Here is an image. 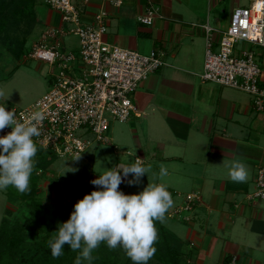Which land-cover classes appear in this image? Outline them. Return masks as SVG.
<instances>
[{
  "label": "crops",
  "instance_id": "0c3cea01",
  "mask_svg": "<svg viewBox=\"0 0 264 264\" xmlns=\"http://www.w3.org/2000/svg\"><path fill=\"white\" fill-rule=\"evenodd\" d=\"M150 4L158 6L163 17L147 26L137 17ZM242 4V0H126L120 8L101 2L87 7L88 21L101 7L108 12L109 43L165 54V66L132 94L141 115H132L124 124L138 151L136 158L148 170L141 191L151 184L183 196L202 193L203 205L190 222L171 219L168 212L165 216L170 229L186 242L191 264H213L212 254L218 251L217 264L233 256L238 257L236 264H264V205L246 199L264 164V110L255 107L252 95L201 78L204 25L226 30ZM49 24L61 25V15L53 11ZM236 158L249 170L244 183L227 177L225 163ZM161 169L167 175L162 176ZM153 173L156 177L151 178ZM173 201L179 205L183 197ZM212 234L223 241L209 239L206 244Z\"/></svg>",
  "mask_w": 264,
  "mask_h": 264
},
{
  "label": "built area",
  "instance_id": "2783aa9c",
  "mask_svg": "<svg viewBox=\"0 0 264 264\" xmlns=\"http://www.w3.org/2000/svg\"><path fill=\"white\" fill-rule=\"evenodd\" d=\"M125 1L46 0L61 15L62 24L48 25L26 57L57 65L58 72L51 89L35 103L7 110L15 113L18 123L26 125L33 123V113L41 112L44 118L37 125L41 135L33 139L58 157H81L91 144L88 133H93L97 142L113 143L109 136L112 122L125 123L132 115H141L132 94L166 64L162 51L145 54L109 43L105 8L101 7L91 21L86 20L87 7L93 2L120 8ZM249 1L248 6L235 9L226 30L204 25L206 52L201 78L252 95L255 107L264 110V69L255 51L256 47L264 49V0ZM157 17H163L160 8L150 4L137 19L150 26ZM70 36L78 38V53L66 41ZM11 131L6 127L0 135ZM137 161L143 162L141 158ZM168 191L172 198L183 197V202L169 209L167 216L190 222L195 210L203 205L202 193L193 191L183 196L178 191ZM246 199L250 203L264 202V164ZM237 260L233 256L227 264H236Z\"/></svg>",
  "mask_w": 264,
  "mask_h": 264
},
{
  "label": "clouds",
  "instance_id": "9594fccd",
  "mask_svg": "<svg viewBox=\"0 0 264 264\" xmlns=\"http://www.w3.org/2000/svg\"><path fill=\"white\" fill-rule=\"evenodd\" d=\"M44 118L41 112L30 117V125L18 123L15 113L0 105V191L9 186L24 194L30 191V180L34 171L37 145L33 137L41 135L38 123ZM77 156L74 160H79ZM227 177L234 183H244L249 170L241 159L225 163ZM147 168L139 161L119 170L99 174L91 184L93 190L79 200L70 218L58 226L56 235L48 241L54 259L63 255L65 245L71 251L80 250L75 264H91V253L103 242L109 250L121 248L133 264H149L156 252L158 240L155 222L163 223L166 213L174 206L171 193L163 185L148 184L138 194L126 195L119 190L124 179L130 186L138 185L147 174ZM122 172V174H121ZM161 175H167L161 169Z\"/></svg>",
  "mask_w": 264,
  "mask_h": 264
},
{
  "label": "trees",
  "instance_id": "16d2710c",
  "mask_svg": "<svg viewBox=\"0 0 264 264\" xmlns=\"http://www.w3.org/2000/svg\"><path fill=\"white\" fill-rule=\"evenodd\" d=\"M36 2L0 0V57L3 52L15 58L23 53L24 37L37 21ZM13 73L5 79H9ZM37 148L30 191L21 194L11 186L5 190L9 204L16 206V210L3 217L0 224V264H75L80 250L71 251L65 245L63 255L54 259L48 241L57 234L59 224L70 218L74 205L86 194L98 189L82 181L72 189V200L68 206L44 200L38 188L41 178L39 171L47 172L58 156L40 146ZM155 226L158 240L149 264H190L186 242L168 227L166 220L163 223L156 221ZM91 255V264H133L123 249L109 250L103 242ZM230 260L227 257L224 264ZM84 264L88 262L84 261Z\"/></svg>",
  "mask_w": 264,
  "mask_h": 264
},
{
  "label": "rangeland",
  "instance_id": "374dc122",
  "mask_svg": "<svg viewBox=\"0 0 264 264\" xmlns=\"http://www.w3.org/2000/svg\"><path fill=\"white\" fill-rule=\"evenodd\" d=\"M242 1V7L250 4L249 0ZM82 9L86 10L84 6ZM36 13L37 21L24 37L25 48L21 56L15 58L10 53L3 52L0 57V105L6 108L24 109L35 103L51 89L54 76L58 72L57 65L51 66L49 63L38 62L26 57L28 49L30 50V47L38 40L43 30L50 25L53 9L47 5L46 0H37ZM66 41L74 46V52H79L77 37L70 36ZM255 51L258 53L259 61L264 68V49L256 47ZM12 73L13 75L9 79H5ZM112 124V135L109 134V136H112L113 143L97 142L95 135L88 133L87 137L91 144L79 160H74L71 157H57L47 172L39 174L41 178L38 188L44 200L66 206L72 200V189L84 179L92 181L98 178L99 174H104L109 170H119V168L135 163L138 151L131 143L126 124L121 122ZM47 152L45 154H48ZM150 177L154 178L156 175L153 173ZM131 178L129 176V179ZM140 183L141 185H133L128 188L129 184L122 182L119 190L126 195L138 194L141 191V186L143 187V177ZM258 202L264 205L263 201ZM15 210L16 206L9 204L5 191H0V224L3 217L7 214L11 215ZM167 225L173 229L168 221ZM214 236H208L206 244L209 239L211 241L214 239V242L216 240L223 241V238L218 237L219 239H217ZM189 255L191 256L190 253ZM212 256L213 264H217L221 258V251L212 254ZM189 263L191 264V262Z\"/></svg>",
  "mask_w": 264,
  "mask_h": 264
}]
</instances>
